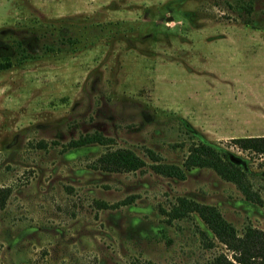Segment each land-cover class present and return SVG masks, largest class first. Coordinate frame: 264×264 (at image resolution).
I'll return each mask as SVG.
<instances>
[{"label": "rangeland", "instance_id": "obj_1", "mask_svg": "<svg viewBox=\"0 0 264 264\" xmlns=\"http://www.w3.org/2000/svg\"><path fill=\"white\" fill-rule=\"evenodd\" d=\"M0 62V264L232 259L197 216L168 222L179 197L264 232V155L233 143L264 134V0H0ZM96 132L147 166L93 170L104 147L67 145ZM199 142L246 161L262 205L211 170L157 175L142 150L182 166Z\"/></svg>", "mask_w": 264, "mask_h": 264}, {"label": "trees", "instance_id": "obj_2", "mask_svg": "<svg viewBox=\"0 0 264 264\" xmlns=\"http://www.w3.org/2000/svg\"><path fill=\"white\" fill-rule=\"evenodd\" d=\"M45 51L52 52L54 49L46 45ZM17 58H30L28 50L21 47ZM11 66L10 62H0V72L8 70ZM233 143L243 152L258 156L264 155V137L234 139ZM93 145L105 148L104 152L94 161L93 170L126 174L141 171L147 166L146 161L133 150L114 148L110 138H106L97 132L70 141L67 148L76 151ZM142 150L152 163L150 165L151 170L157 175L182 181L185 180L186 172L193 169L211 170L223 181L233 184L245 200L262 205L259 193L253 188V183L250 180L246 161L222 148L208 142L192 143L187 148L182 166L164 164L161 162L160 156L154 151L145 147ZM9 195V189H0V209L4 208ZM128 204L130 202L109 207L106 203L97 202L98 208L101 210L118 208ZM161 212L170 223L192 221L193 215L197 216L204 225V229H198L203 246L211 249L216 244L213 241L215 240L231 253L232 259H228L224 254H219L212 259L210 264H264V232L250 223L238 231L232 223L224 218L217 207L201 204L185 197L177 198L168 211L161 209Z\"/></svg>", "mask_w": 264, "mask_h": 264}, {"label": "crops", "instance_id": "obj_3", "mask_svg": "<svg viewBox=\"0 0 264 264\" xmlns=\"http://www.w3.org/2000/svg\"><path fill=\"white\" fill-rule=\"evenodd\" d=\"M254 137H264V134H260V135L254 136ZM249 138H253V137H249Z\"/></svg>", "mask_w": 264, "mask_h": 264}]
</instances>
